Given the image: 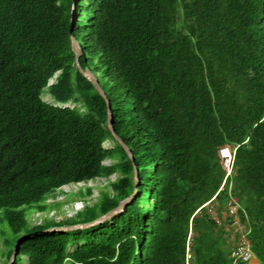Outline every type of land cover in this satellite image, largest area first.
<instances>
[{"label":"trees","instance_id":"obj_1","mask_svg":"<svg viewBox=\"0 0 264 264\" xmlns=\"http://www.w3.org/2000/svg\"><path fill=\"white\" fill-rule=\"evenodd\" d=\"M117 172L68 225L135 192L122 213L27 228L24 207ZM1 215L11 264H247L239 226L264 264V0H0Z\"/></svg>","mask_w":264,"mask_h":264},{"label":"rangeland","instance_id":"obj_2","mask_svg":"<svg viewBox=\"0 0 264 264\" xmlns=\"http://www.w3.org/2000/svg\"><path fill=\"white\" fill-rule=\"evenodd\" d=\"M56 76L50 80V85L56 83ZM43 100L55 106H61L63 108L78 107L80 112H88V108L84 106L83 102L60 104L55 101L52 95L48 92L43 95ZM115 145L116 143L112 138L104 143V146L107 149H111ZM119 161L120 159L116 158L114 160H107L105 164L111 165ZM121 176L122 174L117 172L110 178H99L95 181H91L87 185L80 184L63 187L56 193V197L52 196L45 203L36 204L32 207H24L23 211L27 222V228L35 224L50 222H61L62 224L67 225L76 222L78 220V213L83 212L86 207H92L99 202L103 198L104 192L113 194V189L110 183L116 181ZM87 187L92 189L91 194H88ZM0 218V264H10L12 257L9 260L8 256L14 246L12 241L13 234L4 215H1ZM236 220L237 222L239 221L238 218ZM243 228L244 227L241 226L238 229L242 230ZM73 250L74 246H71L69 252H72ZM23 264L28 263L27 261H24Z\"/></svg>","mask_w":264,"mask_h":264},{"label":"built area","instance_id":"obj_3","mask_svg":"<svg viewBox=\"0 0 264 264\" xmlns=\"http://www.w3.org/2000/svg\"><path fill=\"white\" fill-rule=\"evenodd\" d=\"M221 157L225 160V166L227 168V177L232 175L235 167V158H236V149L233 150L230 147H225L220 151ZM237 207H231V215L237 214ZM236 224H239V221ZM241 227V226H239ZM239 230V229H238ZM241 231V237L239 243L235 246L232 257L234 258L236 263L245 262L247 264H253L255 254L252 251L251 244L249 243L246 234L243 233V229ZM191 257L190 255L188 256Z\"/></svg>","mask_w":264,"mask_h":264},{"label":"water","instance_id":"obj_4","mask_svg":"<svg viewBox=\"0 0 264 264\" xmlns=\"http://www.w3.org/2000/svg\"><path fill=\"white\" fill-rule=\"evenodd\" d=\"M72 50L77 52V50L75 49V45L74 44H72ZM79 71L86 79H88L89 81L93 82V84L95 85L94 81L92 80V78H91V76H90V74L88 73L87 70L79 68ZM95 89L98 90L96 85H95ZM105 126L108 128V125L106 123H105ZM114 139H115L114 141L120 143L116 137H114ZM135 188H136V185H135ZM134 195H135V192L132 195H130L129 197H127L124 200H122L120 202V204L116 208H114L113 210L109 211L108 213L100 216L99 218H97L96 220H94L92 222L84 223V224H76V225H66V226H61V227H52V228L46 229L45 231H48V232H65V231L86 229V228H90V227L96 226V225H98V224H100V223H102V222H104L106 220L111 219L115 215H117L119 213H122L125 210V208L132 202V200L134 198ZM11 261H12V259H11ZM11 263L12 262H10V264Z\"/></svg>","mask_w":264,"mask_h":264},{"label":"crops","instance_id":"obj_5","mask_svg":"<svg viewBox=\"0 0 264 264\" xmlns=\"http://www.w3.org/2000/svg\"><path fill=\"white\" fill-rule=\"evenodd\" d=\"M253 263H255V264H261L260 261L257 259V257H255Z\"/></svg>","mask_w":264,"mask_h":264},{"label":"clouds","instance_id":"obj_6","mask_svg":"<svg viewBox=\"0 0 264 264\" xmlns=\"http://www.w3.org/2000/svg\"><path fill=\"white\" fill-rule=\"evenodd\" d=\"M256 257V256H255ZM255 259V258H254Z\"/></svg>","mask_w":264,"mask_h":264}]
</instances>
